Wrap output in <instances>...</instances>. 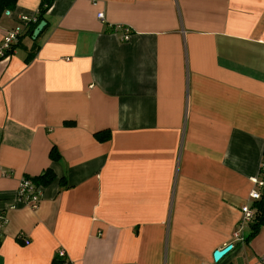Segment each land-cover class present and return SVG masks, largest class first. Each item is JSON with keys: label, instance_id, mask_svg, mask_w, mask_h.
<instances>
[{"label": "crops", "instance_id": "obj_1", "mask_svg": "<svg viewBox=\"0 0 264 264\" xmlns=\"http://www.w3.org/2000/svg\"><path fill=\"white\" fill-rule=\"evenodd\" d=\"M46 22L0 57V264H264V226L233 235L264 190V0H57Z\"/></svg>", "mask_w": 264, "mask_h": 264}, {"label": "built area", "instance_id": "obj_2", "mask_svg": "<svg viewBox=\"0 0 264 264\" xmlns=\"http://www.w3.org/2000/svg\"><path fill=\"white\" fill-rule=\"evenodd\" d=\"M7 14H9V11H6ZM97 17L101 20H103V14L98 13ZM36 21V16L28 17V16H22L20 18V22L22 24H31ZM124 35L123 40H127L129 38V29L123 28ZM22 30L19 28L12 29L8 31L5 35V38L2 42V45L0 46V57L6 55V52L10 51L14 45H16L22 36ZM259 185H264L262 182H257ZM43 195V190L39 185H36L33 180L29 179L28 177H22L18 188L16 191V198L19 203L28 206L30 208H37ZM260 192L258 190H252L249 197L253 200H259L260 199ZM241 222L240 227L237 232H234V237L242 240L243 238L240 236L239 231L243 229V227L246 224H249L251 220L253 219L254 212L247 206L243 205L241 208ZM6 223V218L3 215H0V243H1V233H2V227ZM25 243H28L26 240ZM232 246V245H231ZM57 257L62 260V264H70L65 259V252L63 250H59ZM261 262L264 263V256L261 258Z\"/></svg>", "mask_w": 264, "mask_h": 264}, {"label": "trees", "instance_id": "obj_3", "mask_svg": "<svg viewBox=\"0 0 264 264\" xmlns=\"http://www.w3.org/2000/svg\"><path fill=\"white\" fill-rule=\"evenodd\" d=\"M17 1L18 0H0V16L6 11H12L16 7ZM55 1H57V0H40L38 12L36 15V21L30 24V26L27 29V32L21 36V39L25 36L28 37L29 39H32L34 29L42 20L46 21V13L52 7V5L54 4ZM36 40H37V38L32 41L33 44L35 43ZM17 44H19V43H17ZM16 45H14V47ZM33 56H34V52H32V50H31L29 52L27 59H29ZM66 125H71V124L66 123ZM94 136H95L96 140H98L100 142H104V141L109 140L110 132L109 131L96 132ZM50 157L52 159H57L56 152L52 151L50 153ZM262 164H264V153H262ZM259 174L261 177H264V165H262V169L260 170ZM53 179H54V174L50 171H46L43 175L39 176L38 178H36L34 180L36 182H40V183L46 185V184L50 183ZM262 179H264V178H262ZM260 194H261L260 199L254 203L255 212H254L253 219L249 223L251 231H250L249 235L247 236V239H250L253 235H255L257 233V231L262 226H264V190H262Z\"/></svg>", "mask_w": 264, "mask_h": 264}, {"label": "water", "instance_id": "obj_4", "mask_svg": "<svg viewBox=\"0 0 264 264\" xmlns=\"http://www.w3.org/2000/svg\"><path fill=\"white\" fill-rule=\"evenodd\" d=\"M47 22L45 20H42L34 29L33 31V35H32V39L35 40L38 35L41 33V31L44 29V27L46 26ZM232 246H227L226 248H224L223 250H216L213 253V259L214 261L219 260L228 250H230Z\"/></svg>", "mask_w": 264, "mask_h": 264}]
</instances>
